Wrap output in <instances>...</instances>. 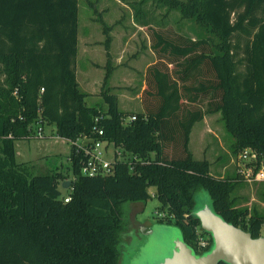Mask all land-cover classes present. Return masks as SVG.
Wrapping results in <instances>:
<instances>
[{
  "label": "trees",
  "instance_id": "16d2710c",
  "mask_svg": "<svg viewBox=\"0 0 264 264\" xmlns=\"http://www.w3.org/2000/svg\"><path fill=\"white\" fill-rule=\"evenodd\" d=\"M147 1L132 6L155 63L146 71L142 112L124 124L109 88L99 94L105 110L87 107L79 90L78 0H0V264H120L127 217L148 203L149 189L167 210L158 223L178 227L197 255L212 244L190 216L202 192L224 221L260 237L264 216L239 208L233 178L210 175L188 145L194 125L219 114L237 146L264 156V0H151L167 8L163 19L178 12L196 24L195 39L162 22L149 25L141 13ZM96 119L132 170L126 160L112 176L88 179L74 167L72 200L64 204L66 174L37 175L15 162V142L39 120L74 140L91 133ZM197 234L208 238L206 250L196 249Z\"/></svg>",
  "mask_w": 264,
  "mask_h": 264
},
{
  "label": "rangeland",
  "instance_id": "374dc122",
  "mask_svg": "<svg viewBox=\"0 0 264 264\" xmlns=\"http://www.w3.org/2000/svg\"><path fill=\"white\" fill-rule=\"evenodd\" d=\"M140 1L78 0L75 69L80 91L89 93L85 99L87 107L105 110L99 94L108 87L111 94L117 97L118 109L124 116L130 117L142 112L141 97L139 99L138 96L140 93L142 95L146 71L155 62V57L150 50V34L135 22V10L132 5L135 3L137 5ZM176 1L189 5L195 0ZM141 11L152 27L162 22L161 24L170 25L178 32L194 39L199 32L196 24L183 20L178 12L169 13L167 20L163 19L167 8L158 9L151 0L146 2ZM107 38L109 43L105 44ZM46 133L51 138L43 141L33 139L16 141L15 162L33 167V173L37 175L54 173L69 175V165L66 161L69 153L67 143L58 139L51 128H48ZM245 150L255 155L258 161L259 158L260 162L264 161V156L258 155L253 148L237 146L236 140L226 130L219 114L207 116L203 122L195 124L192 128L188 151L194 160L207 161L210 164V175L214 177L236 178L239 156L241 151ZM233 179L231 183L234 191L231 198H234L238 207L247 210L250 215L255 213L264 216V184L249 185L239 176ZM64 193L65 190L62 189V194ZM148 193L151 196L148 203L143 207H135L127 217V230L131 232L122 237L120 264H127L135 251L134 225L158 223L160 216L164 213L167 216V210L161 209L154 197V189H149ZM198 198V205L208 200V196L203 192ZM260 236L264 237V226Z\"/></svg>",
  "mask_w": 264,
  "mask_h": 264
},
{
  "label": "water",
  "instance_id": "95a60500",
  "mask_svg": "<svg viewBox=\"0 0 264 264\" xmlns=\"http://www.w3.org/2000/svg\"><path fill=\"white\" fill-rule=\"evenodd\" d=\"M69 185L64 183L63 189ZM190 216L212 241L207 252L197 255L185 243L178 227L149 222L134 225L135 251L127 264H264V237L254 239L224 221L214 212L209 199L197 205Z\"/></svg>",
  "mask_w": 264,
  "mask_h": 264
},
{
  "label": "built area",
  "instance_id": "2783aa9c",
  "mask_svg": "<svg viewBox=\"0 0 264 264\" xmlns=\"http://www.w3.org/2000/svg\"><path fill=\"white\" fill-rule=\"evenodd\" d=\"M43 91V90H42ZM16 94V92L14 93ZM101 119V118H100ZM137 119L136 115L125 117L123 119L124 124H131ZM99 120H95V126L89 134L79 135L74 140H63L69 147V154L67 156V163L69 165L70 174L67 175V179L64 183H70L68 189L62 194V200L64 204H68L72 200L73 182L75 177L73 175V169H76L84 178H107L114 174V165L120 162L128 161L130 170H132V162H130L123 153L116 148L113 144L104 139V132L97 127ZM50 128L47 123L42 120L37 122L34 132L27 139H33L43 141L49 139L50 136L46 133V130ZM59 139V138H58ZM237 175L241 180L249 185L252 184H264V164H259L255 155L248 151L241 152L239 156V163L236 168ZM164 219L166 216H160ZM196 249L198 251L206 250L209 246V240L206 237L198 236L196 238Z\"/></svg>",
  "mask_w": 264,
  "mask_h": 264
},
{
  "label": "crops",
  "instance_id": "0c3cea01",
  "mask_svg": "<svg viewBox=\"0 0 264 264\" xmlns=\"http://www.w3.org/2000/svg\"><path fill=\"white\" fill-rule=\"evenodd\" d=\"M107 39H108V38H107ZM107 39H106L105 42H104L105 44H107ZM154 60H155V59H154ZM154 63H155V62H154ZM154 63H153V64H154ZM77 84H78V83H77ZM107 88H108V87H107ZM143 88H144V87H143ZM143 88H142V91H143ZM109 89H110V88H109ZM79 90H80V89H79ZM85 94L88 95L89 93H85ZM91 94H92V93H90V95H91ZM138 97H139V99H140V97H141V93H140V95H139ZM136 99H137V98H136ZM101 100H102V99H101ZM85 105H86V103H85ZM94 108H95V107H94ZM98 109H99V108H98ZM206 117H207V116H206ZM206 117H205V118H206ZM205 118H204V120H205ZM204 120H203V121H204ZM203 121H202V122H203ZM50 128H51V127H50ZM51 129H52V128H51ZM52 130H53V129H52ZM53 131H54V130H53ZM51 133H52V132H51ZM190 135H191V134H190ZM48 136H49V135H48ZM50 138H51V137H50ZM68 154H69V153H68ZM67 156H68V155H67ZM66 159H67V158H66Z\"/></svg>",
  "mask_w": 264,
  "mask_h": 264
},
{
  "label": "flooded vegetation",
  "instance_id": "af4514ba",
  "mask_svg": "<svg viewBox=\"0 0 264 264\" xmlns=\"http://www.w3.org/2000/svg\"><path fill=\"white\" fill-rule=\"evenodd\" d=\"M131 231L129 230H127L126 232H125V234L124 235H128L129 233H130ZM127 238V237H126ZM125 245H126V243H124ZM121 256V255H120ZM120 260H121V257H120Z\"/></svg>",
  "mask_w": 264,
  "mask_h": 264
}]
</instances>
